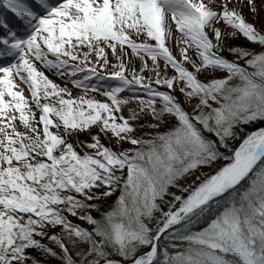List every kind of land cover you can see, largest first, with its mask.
<instances>
[{"label":"snow or ice","instance_id":"obj_1","mask_svg":"<svg viewBox=\"0 0 264 264\" xmlns=\"http://www.w3.org/2000/svg\"><path fill=\"white\" fill-rule=\"evenodd\" d=\"M0 264H264V0H0Z\"/></svg>","mask_w":264,"mask_h":264},{"label":"rangeland","instance_id":"obj_2","mask_svg":"<svg viewBox=\"0 0 264 264\" xmlns=\"http://www.w3.org/2000/svg\"><path fill=\"white\" fill-rule=\"evenodd\" d=\"M24 94L30 98V93L28 92V90H27L26 87H25V89H24ZM38 115H39V113H37V116H38ZM258 126H259V125H255V126H253V128H248L247 130H248V131L254 130V128H255V127H258Z\"/></svg>","mask_w":264,"mask_h":264}]
</instances>
